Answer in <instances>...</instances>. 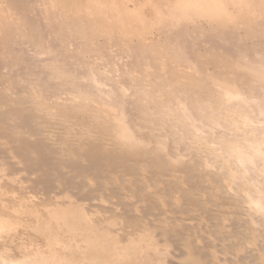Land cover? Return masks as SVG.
Returning a JSON list of instances; mask_svg holds the SVG:
<instances>
[{"label":"bare ground","instance_id":"1","mask_svg":"<svg viewBox=\"0 0 264 264\" xmlns=\"http://www.w3.org/2000/svg\"><path fill=\"white\" fill-rule=\"evenodd\" d=\"M0 264H264V0H0Z\"/></svg>","mask_w":264,"mask_h":264}]
</instances>
